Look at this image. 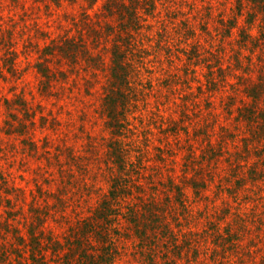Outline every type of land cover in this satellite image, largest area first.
<instances>
[{
    "label": "rangeland",
    "instance_id": "rangeland-1",
    "mask_svg": "<svg viewBox=\"0 0 264 264\" xmlns=\"http://www.w3.org/2000/svg\"><path fill=\"white\" fill-rule=\"evenodd\" d=\"M84 224L108 264H264L262 0H0V264Z\"/></svg>",
    "mask_w": 264,
    "mask_h": 264
},
{
    "label": "trees",
    "instance_id": "trees-1",
    "mask_svg": "<svg viewBox=\"0 0 264 264\" xmlns=\"http://www.w3.org/2000/svg\"><path fill=\"white\" fill-rule=\"evenodd\" d=\"M264 2V0H262ZM119 57H117L115 59V65L112 66L111 71L113 72L114 75V82H116V79L118 80H122L123 77L121 76V73L124 70V67H122L121 65H119L118 62ZM129 215L131 216V218L133 219V223L135 224V220L138 217L135 213L130 212ZM136 218H135V217ZM87 227L86 229L83 227ZM81 229V233L84 235L83 238H80V235H82L81 233L79 235H77V239H68L67 243H68V251H65L62 255H58L59 254V248L61 249V243H58V246L55 245V247H53V252L54 255L56 256L55 258H57L56 264H91L92 262H96L94 264H98L101 260V262L103 264H108L107 259L109 257H111V255L108 253V255H102V257H99L98 253L96 252V249H91L89 247L88 251L85 250V246L83 241L85 240L86 237V230L88 229V224H84ZM55 243L57 244V240L55 241ZM84 247V248H83ZM77 250V254L80 253V258L78 257V255L76 254V249ZM40 249V254H41V262L38 264H47V259L45 257V248H38ZM37 249V250H38ZM36 247L32 246L31 249V253H30V257L32 258L33 261H35L36 258ZM40 258V257H39ZM60 258V259H59Z\"/></svg>",
    "mask_w": 264,
    "mask_h": 264
}]
</instances>
